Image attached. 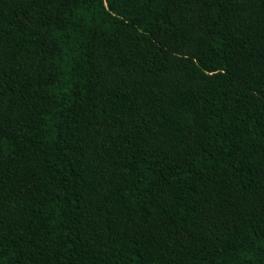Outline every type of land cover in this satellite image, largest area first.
Returning a JSON list of instances; mask_svg holds the SVG:
<instances>
[{
	"label": "trees",
	"instance_id": "trees-1",
	"mask_svg": "<svg viewBox=\"0 0 264 264\" xmlns=\"http://www.w3.org/2000/svg\"><path fill=\"white\" fill-rule=\"evenodd\" d=\"M0 264H264V0H0Z\"/></svg>",
	"mask_w": 264,
	"mask_h": 264
}]
</instances>
